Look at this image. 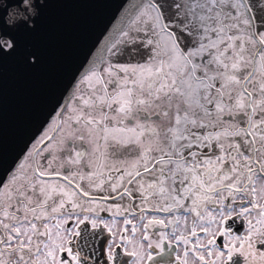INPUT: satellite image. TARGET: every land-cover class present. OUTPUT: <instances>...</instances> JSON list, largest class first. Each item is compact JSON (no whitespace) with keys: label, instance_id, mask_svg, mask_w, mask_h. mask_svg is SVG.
I'll return each instance as SVG.
<instances>
[{"label":"flooded vegetation","instance_id":"flooded-vegetation-1","mask_svg":"<svg viewBox=\"0 0 264 264\" xmlns=\"http://www.w3.org/2000/svg\"><path fill=\"white\" fill-rule=\"evenodd\" d=\"M186 1L136 15L32 142L0 264H81L83 242L92 264H264V0ZM164 55L168 75L119 66Z\"/></svg>","mask_w":264,"mask_h":264},{"label":"water","instance_id":"water-1","mask_svg":"<svg viewBox=\"0 0 264 264\" xmlns=\"http://www.w3.org/2000/svg\"><path fill=\"white\" fill-rule=\"evenodd\" d=\"M154 3L0 0V192L32 142L57 113L56 132L77 82L129 30L136 15L152 8L151 12L160 16ZM158 5L162 10L165 5L167 12L170 2L160 0ZM188 6L186 0L177 5L180 11H189ZM223 37L209 42L218 43ZM256 38L259 54L263 45L258 35ZM178 48L173 55L182 53V47ZM78 143L82 157L86 146L82 138ZM79 259L81 264H92L91 242L82 243Z\"/></svg>","mask_w":264,"mask_h":264},{"label":"rangeland","instance_id":"rangeland-1","mask_svg":"<svg viewBox=\"0 0 264 264\" xmlns=\"http://www.w3.org/2000/svg\"><path fill=\"white\" fill-rule=\"evenodd\" d=\"M264 33V32H263ZM220 42H218V43H215V44H219ZM189 51H191V50H189ZM173 60L174 61H176V59L177 60H180V62H181V65H184V63H185V57H184V53L182 52V53H179V54H175V55H173ZM136 59H139V58H136ZM146 58H141L140 60H138L136 63H134L133 62V59H130V61H124V62H122V63H120L119 64V66L120 67H122L123 69H126L125 67H127L128 65H129V67L131 68H136V69H138L137 71H140V72H142L143 70L145 71V72H147V71H158L159 73H161L162 72V74L163 75H168V68H169V63H170V59L168 58V57H164V59L163 58H160V59H155V60H153L151 63H139V61H143V60H145ZM163 59V60H162ZM172 60V59H171ZM163 63V65H161ZM172 64H170V66H171ZM151 67V68H150ZM160 67H161V70H160ZM163 67V68H162ZM161 71V72H160ZM138 76V78H140V73H138L137 75H136V77ZM257 76L258 77H260V78H262V79H264V65H262L261 67H260V69L258 70V74H257ZM82 78V77H81ZM80 78V79H81ZM226 84H225V90H227V86H228V82H227V79H226ZM264 91V90H263ZM171 103H169L168 105H170ZM52 120V119H51ZM50 120V121H51ZM49 121V122H50ZM48 122V123H49ZM50 123H52V122H50ZM49 123V124H50ZM48 124H47V127L43 130V132L40 134V136L38 137V139L36 140V142L38 143L43 137H44V135L48 132ZM63 129H65V128H63Z\"/></svg>","mask_w":264,"mask_h":264}]
</instances>
